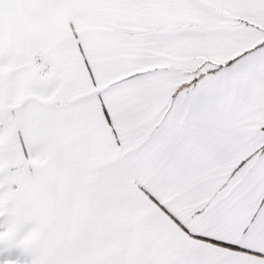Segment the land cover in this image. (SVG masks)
Returning a JSON list of instances; mask_svg holds the SVG:
<instances>
[{"label":"snow or ice","instance_id":"6c2138e0","mask_svg":"<svg viewBox=\"0 0 264 264\" xmlns=\"http://www.w3.org/2000/svg\"><path fill=\"white\" fill-rule=\"evenodd\" d=\"M0 264H264V0H0Z\"/></svg>","mask_w":264,"mask_h":264}]
</instances>
